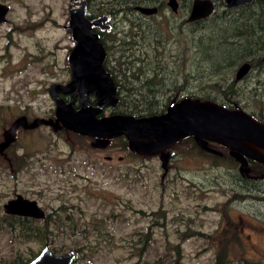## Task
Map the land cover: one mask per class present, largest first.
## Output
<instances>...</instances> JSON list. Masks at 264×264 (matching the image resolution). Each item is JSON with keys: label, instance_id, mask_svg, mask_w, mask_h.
Here are the masks:
<instances>
[{"label": "rangeland", "instance_id": "1", "mask_svg": "<svg viewBox=\"0 0 264 264\" xmlns=\"http://www.w3.org/2000/svg\"><path fill=\"white\" fill-rule=\"evenodd\" d=\"M191 1L176 0L173 12L167 0H85L89 19L104 18L92 30L116 82V102L99 116L158 114L189 98L264 124V0H213L209 16L187 21ZM0 2L1 143L17 117L54 119L49 87L69 80L75 42L70 0ZM243 62L252 66L237 79ZM12 138L0 152V264L31 259L44 245L72 251L70 264H264V164L247 159L244 172L227 149L188 137L164 151L165 168L158 154L128 150L123 137L96 148L40 123L16 127ZM16 194L43 210L44 233L36 234L45 217L3 212Z\"/></svg>", "mask_w": 264, "mask_h": 264}, {"label": "water", "instance_id": "2", "mask_svg": "<svg viewBox=\"0 0 264 264\" xmlns=\"http://www.w3.org/2000/svg\"><path fill=\"white\" fill-rule=\"evenodd\" d=\"M227 7L239 6L252 0H223ZM85 0H70L68 25L75 42L68 55L70 78L65 84L53 83L49 92L54 100V119L34 118L29 124L25 117H17L5 131L0 152L13 139V130L32 128L43 123L63 128L70 132L94 137L100 146L109 139L122 136L127 149L139 155L158 154L164 166L167 154L164 150L179 140L190 137L201 148L208 150L207 142L228 150L229 155L240 163L247 172L246 160L264 164V124L252 119L238 109H229L210 102L185 98L168 105L163 112L135 117L123 114L99 116L102 108L113 105L115 85L103 65L104 53L98 35L92 25L103 22L104 18L89 19L84 11ZM213 0H192L187 21L209 16L213 11ZM166 5L175 12L176 0H167ZM6 6L0 3V22L4 20ZM140 13L151 14L156 7L135 6ZM264 61V54L260 59ZM248 62L239 65L236 78H240L249 68ZM70 93L69 101L58 93ZM89 93L94 95V103L88 102ZM78 95L75 108L74 97ZM210 150V149H209ZM6 215L43 219L45 214L33 199L20 194L7 199L2 204ZM74 258L72 251L54 253L47 245L25 264H70Z\"/></svg>", "mask_w": 264, "mask_h": 264}, {"label": "trees", "instance_id": "3", "mask_svg": "<svg viewBox=\"0 0 264 264\" xmlns=\"http://www.w3.org/2000/svg\"><path fill=\"white\" fill-rule=\"evenodd\" d=\"M152 114H157V113H155V111L153 112V110L151 109V111H149L147 114H145V115H141V114H139V112H130L128 115H132V116H135V117H140V116H148V115H152ZM190 138V137H189ZM192 139V138H191ZM21 218H23V217H21ZM47 216L45 215V218L43 219V225H42V228L36 233L37 235L39 234V233H44V231L47 229V226H48V223H47ZM217 255V258L219 259V260H223L224 258H225V248L223 249V248H221V249H219L218 250V252L216 253ZM29 260V259H28ZM28 260H26V261H23V262H21V263H19V264H25Z\"/></svg>", "mask_w": 264, "mask_h": 264}, {"label": "flooded vegetation", "instance_id": "4", "mask_svg": "<svg viewBox=\"0 0 264 264\" xmlns=\"http://www.w3.org/2000/svg\"><path fill=\"white\" fill-rule=\"evenodd\" d=\"M1 3V2H0ZM2 4V3H1ZM156 7V6H155ZM157 8V7H156ZM135 10V9H134ZM4 21V20H3ZM261 62V61H260ZM250 66H252V64H249ZM249 66V67H250ZM105 68V67H104ZM106 69V68H105ZM107 71V70H106ZM110 75V74H109ZM110 77H111V79L113 80V82H114V85L116 84V82H115V78H113L111 75H110ZM92 95V93H89L88 94V96H87V99H88V102L90 103V104H93L94 103V99H89L90 98V96ZM78 95H76V97H74V107L75 108H77V106H78ZM70 132V131H69ZM81 136H83V135H81ZM86 137H88V138H91L92 140H93V146L94 147H96V148H98V146H100V145H98V143H97V139L96 138H94V137H89V136H86ZM119 137H122V136H119ZM187 138V137H186ZM189 138V137H188ZM109 140H111V139H109ZM109 140L106 142V144H108L109 143ZM105 144V145H106ZM170 147V146H169ZM169 147H167V148H169ZM167 148L164 150V151H166L167 150ZM132 152V151H131ZM134 153V152H133ZM144 156H147V155H144ZM106 159H108V160H110V156H106L105 157ZM167 158H168V156H167ZM167 158H166V161H167ZM166 161H165V164H164V166H162L163 168H165V166H166ZM239 163V162H238ZM239 165H240V163H239Z\"/></svg>", "mask_w": 264, "mask_h": 264}, {"label": "bare ground", "instance_id": "5", "mask_svg": "<svg viewBox=\"0 0 264 264\" xmlns=\"http://www.w3.org/2000/svg\"><path fill=\"white\" fill-rule=\"evenodd\" d=\"M76 97V96H75Z\"/></svg>", "mask_w": 264, "mask_h": 264}]
</instances>
